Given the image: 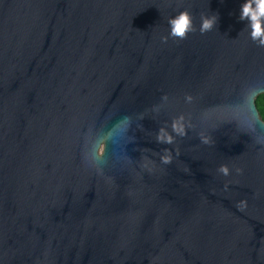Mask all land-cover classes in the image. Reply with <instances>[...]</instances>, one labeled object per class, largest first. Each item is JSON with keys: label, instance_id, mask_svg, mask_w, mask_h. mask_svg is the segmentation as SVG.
<instances>
[{"label": "water", "instance_id": "95a60500", "mask_svg": "<svg viewBox=\"0 0 264 264\" xmlns=\"http://www.w3.org/2000/svg\"><path fill=\"white\" fill-rule=\"evenodd\" d=\"M244 2L0 0V264H264V46ZM185 9L196 31L174 39Z\"/></svg>", "mask_w": 264, "mask_h": 264}, {"label": "clouds", "instance_id": "9594fccd", "mask_svg": "<svg viewBox=\"0 0 264 264\" xmlns=\"http://www.w3.org/2000/svg\"><path fill=\"white\" fill-rule=\"evenodd\" d=\"M255 5V7L253 6ZM264 0H246L241 5L240 10V16L239 19L241 21H249L248 27H250V35L252 40L259 39L260 46H264V27H262V23H264ZM218 15L213 14L211 16L209 15H202L201 16V26H200V33L206 34L210 31H212L214 28H216L217 22H218ZM168 24L170 26V33L169 36L172 38H179L181 40L187 39L189 33H194L196 31V27L194 25V19L193 14L188 9H185L181 12H179L177 15L173 17L168 18ZM169 36L163 37V41L166 43L169 39ZM164 99H167V97H164ZM186 99L191 102L193 100V97L191 95L186 96ZM131 118L126 117L125 122H130ZM180 120H183V117L180 118ZM172 131L180 137H185L188 134L187 127L176 120L172 122ZM202 142L205 144H211L212 138L204 133L200 134ZM157 142L162 144H174L176 142L175 136H173L170 133H167L166 130L162 127L157 134ZM101 147L106 146L101 143L97 146V156L102 157L103 152L99 149ZM164 154L160 157L161 162L164 165H169L173 162V154L172 150L169 148H165ZM177 155H179V149H176ZM218 171L223 174L224 176H229L231 174V169L227 164H222ZM236 171L238 173H242L243 169L237 168ZM227 187V185L225 186ZM241 203H244L243 201Z\"/></svg>", "mask_w": 264, "mask_h": 264}, {"label": "trees", "instance_id": "16d2710c", "mask_svg": "<svg viewBox=\"0 0 264 264\" xmlns=\"http://www.w3.org/2000/svg\"><path fill=\"white\" fill-rule=\"evenodd\" d=\"M255 105L261 120L264 122V94H261L256 98Z\"/></svg>", "mask_w": 264, "mask_h": 264}]
</instances>
